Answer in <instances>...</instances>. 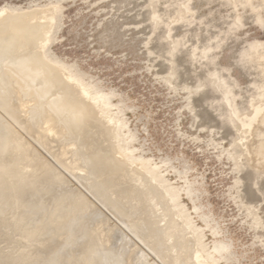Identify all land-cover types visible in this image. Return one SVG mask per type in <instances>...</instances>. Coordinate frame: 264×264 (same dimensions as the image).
<instances>
[{
  "label": "rangeland",
  "instance_id": "374dc122",
  "mask_svg": "<svg viewBox=\"0 0 264 264\" xmlns=\"http://www.w3.org/2000/svg\"><path fill=\"white\" fill-rule=\"evenodd\" d=\"M6 16L30 22L25 53L64 65L101 95L103 115L94 112L98 131L60 124L50 134L31 96L0 87L10 93L0 101V264H173L153 245L147 203L127 197L137 159L189 215L176 263L201 262L197 228L215 264H264V161L252 148L264 116V0H0ZM115 129L119 141L104 135Z\"/></svg>",
  "mask_w": 264,
  "mask_h": 264
},
{
  "label": "bare ground",
  "instance_id": "6f19581e",
  "mask_svg": "<svg viewBox=\"0 0 264 264\" xmlns=\"http://www.w3.org/2000/svg\"><path fill=\"white\" fill-rule=\"evenodd\" d=\"M6 12H8V11L6 10ZM35 13H36V11H35ZM9 16H6L5 18L0 19V74H1L0 77L2 78V81H4V83H5V84L4 83L3 84L5 86L7 84V87L4 88V86H2L3 84L0 83V87L1 88L3 87L2 89H7V88L9 89V86H10L9 92L14 91L15 94H18V95L31 96L36 101L34 103V106L30 108L31 113L33 114L37 111L39 113H41V116L43 117L42 121H44L47 124L45 127V131L50 133V134L56 133L57 127L60 124H61V126L65 125V127H68L69 129H71V126H75V128H76V126H80L81 128L83 127L84 129H86L87 127H85V126H87V125L88 126L94 125L96 130L98 129L97 128L98 125H99V127L102 128V123L96 118L97 115L95 116V113H94V112H96L98 114L103 115V113H102L103 110L98 105V101H99V98L101 97V95L97 94L93 97H90L87 94L86 89L81 84H79V82H77L76 77L73 76L72 74L68 73L67 71H65L66 67L64 65H60L59 68L57 67L58 69H56L53 66H51L47 63H44L43 59H42L43 56L41 53V49H39L40 47L42 48L43 46L39 45V47H37L40 51V52L39 51L38 52L41 53L42 57L39 55V53L33 54L34 51L31 52L32 50L29 51V53L28 52L25 53L24 46H27V45H25V42L29 41L28 39L31 38V37H28L29 31L27 30V28H29L31 26V25H29V26L27 25L30 22H28V23L26 22L27 24H24V23L23 24H21V23L17 24L19 22L18 17L12 18ZM39 18H37V19H39ZM24 20H27V18ZM40 29L42 30V28H40ZM26 30L28 31V33ZM34 30H35V28H34ZM33 31H31V32H33ZM31 32L29 33V35L31 34L30 36H32ZM34 33H35V31H34ZM42 36H43V34H42ZM44 36H43V38H44ZM41 42H42V40L40 42L38 41L39 44H41ZM10 51H12V53H10ZM15 51L18 54L15 55V57L13 58L12 56L15 54ZM58 70H60L63 73V78H62V73H60L61 77L59 76V73L57 72ZM2 81H0V82H2ZM72 81L76 82V84L78 85V89H76V88H75V90L72 89L73 86L70 85ZM72 84H73V82H72ZM72 90L73 91L78 90L77 92H79L80 94H85V95L89 96L88 98H90L93 102L90 104V106H92V105L93 106L89 107V109H87V107L83 104V102L76 98V96H78V94L75 96V92H73ZM2 92H4V91L2 90L0 92V94ZM9 92L6 94H10ZM5 95L3 94L0 97V101L2 100L1 98H4ZM3 104H5L4 101H3ZM41 116L39 115L38 117H40V119H41ZM104 116L107 118L106 120H108L110 122L114 121V119L108 117V115H104ZM259 121H262L261 124L263 125V127L258 128L256 130V136H255L256 138L253 139V141H255V142H253L252 148L255 149V151L257 152V155H260L261 159L264 161V116ZM97 122H99V123L96 126ZM62 124H64V125H62ZM111 127L113 129V126L110 125V128ZM3 128H1V130ZM108 132H110V131L108 130ZM104 135H107V137L112 136L111 139L114 137L118 141L120 140V136H121L120 131L118 129L113 130V132H111L110 135H109V133H106ZM9 140H11V139H9ZM118 141L117 142L115 141V142L118 143ZM113 142H114V140H113ZM100 144H101V142H100ZM103 144H101V145H103ZM115 147H116V153L119 155V157L120 156H122V157L127 156L120 149V146L116 145ZM93 148H94V146H93ZM97 156H98V159L100 161H102L105 159V152L99 153V155H97ZM115 160H117V159H113V161L111 160L110 162L108 161L110 164V166H109L110 168L116 166ZM135 163H137V165L138 164L141 165L143 171L141 170L142 172L138 173L137 175L135 174L136 176H134V177L131 176L130 179L133 182H135V184H132L131 183L132 181L130 182L131 185H133L134 189H131V191H129L127 193V197L133 198L137 204L146 205V203H147V206H148L150 212L154 215V222H153L154 226H152V228L150 229V233H151V237L153 238V245L156 247L155 249H158L157 252L160 254V256L162 258H165V259H170L173 262V264L178 262V261L181 262L180 259H181V256L183 255V249L188 248L190 246V244H188L189 245L188 246L184 240L185 229L183 227L184 225H188L190 218H189V215L186 212V210L183 208V205H181L179 203V192L177 191V189L175 187L170 186L169 184H165L164 177L160 176L158 174L157 170L154 169V167L150 166L145 161L137 159ZM249 163H251V162H249ZM259 163H263V162L259 161ZM259 163H258V165H259ZM120 164H118L119 166H121V168H119V170L122 169V167L124 166V165H122V164L120 165ZM255 165H256V163H255ZM125 166L128 167V165H125ZM129 167L126 168L125 171L122 170L125 173L127 171V175H128V172L131 173L134 170L132 167H130L132 169H129ZM261 167L264 168V165H261ZM261 167H259L258 169H260ZM125 176H126V174H125ZM129 176H130V174H129ZM129 176H126V177H129ZM138 179H141L139 183H137L138 181L136 182V180H138ZM126 182H127L126 184H128L129 181L126 180ZM116 183H117V181H116ZM95 185H93V187L90 189L94 190L93 188ZM112 185H116V184H112ZM88 186H89V184H88ZM125 187H127V186H125ZM95 188H97V187H95ZM94 193H95V190H94ZM122 193H123V191H122ZM98 196H100V195H98ZM114 205H116V204H114ZM176 218L181 219V221L180 222L177 221ZM144 229L146 230V228H144ZM191 231L192 232H190V233L192 235L189 237H191V238L193 237L192 239L194 240V243H193L194 245H192V246H194L192 249L194 259L198 260L199 262L201 261L199 264H215L216 261L214 260V258L209 254L208 251H206L205 247L201 244L202 235L200 233V230L195 228V229H191ZM28 232H30V231H28ZM24 238H26V237H24ZM187 238H188V236H187ZM29 240H31V239H27L26 242ZM34 242H36V241H34ZM34 246L35 245L33 244L32 247H34ZM29 248H30V246H29ZM36 252H39V251H36ZM157 252H156V254H157ZM184 253H187V252L185 251ZM189 253H190V251H189ZM38 255L35 254V256H38ZM24 257H26V256H24ZM156 258H157V256H156ZM32 259L36 260L34 258H32ZM32 259L30 258V260H32ZM186 259L187 258H185V260ZM182 260H183V258H182ZM171 261H170V263H171ZM163 262H164V260H163ZM167 262H169V261H167ZM178 263H176V264H178ZM30 264H34V263H30ZM161 264H163V263H161Z\"/></svg>",
  "mask_w": 264,
  "mask_h": 264
}]
</instances>
